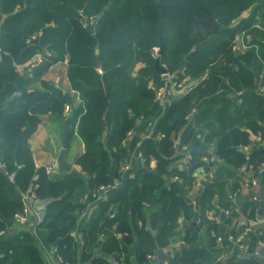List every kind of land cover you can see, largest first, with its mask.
Returning <instances> with one entry per match:
<instances>
[{
	"label": "trees",
	"instance_id": "obj_1",
	"mask_svg": "<svg viewBox=\"0 0 264 264\" xmlns=\"http://www.w3.org/2000/svg\"><path fill=\"white\" fill-rule=\"evenodd\" d=\"M259 1L0 0V264H46L50 249L68 264H132L128 246L135 235L143 264L157 255L156 240L165 249L179 238L185 247L160 264H211L200 228L212 234L219 224L208 212L231 211L227 185L238 192L242 166L264 164V147L251 154L242 149L251 133L264 139V11L235 24ZM238 34L249 48L236 53ZM160 38V65L177 83L185 76L197 83L169 104L156 140L149 134L164 113L156 99L164 79L153 54ZM39 53L43 60L31 67ZM66 60L81 98L73 107L64 90L44 78ZM25 64L31 70L21 74L17 68ZM28 73L43 89L29 90ZM48 113L69 126L68 147L75 135L83 139L85 151L76 159L81 171L56 175L36 166L30 141ZM137 149L141 165L114 186L112 165L121 167ZM187 153L189 160L179 163ZM6 171H15L14 182ZM200 174L198 227L188 225L183 234L180 218L189 222L196 213L190 193ZM28 189L49 201L43 220L35 232L13 233L25 208L21 191ZM88 196L97 206L80 225ZM258 207L257 201L245 204L249 217ZM248 237L250 247L264 241L259 231ZM231 263L263 264L253 257Z\"/></svg>",
	"mask_w": 264,
	"mask_h": 264
},
{
	"label": "crops",
	"instance_id": "obj_2",
	"mask_svg": "<svg viewBox=\"0 0 264 264\" xmlns=\"http://www.w3.org/2000/svg\"><path fill=\"white\" fill-rule=\"evenodd\" d=\"M263 11H264V0H260L252 7H250L248 10L244 11L240 19L236 21L235 24H238L241 21L247 19L252 14V12H255L257 14V17H260ZM3 55L4 53L2 51V53H0V61L2 60ZM42 57L44 58V56ZM142 65L143 64H139L137 68L141 67ZM17 69L21 74H24L26 70H31L28 64L20 65L18 66ZM28 75H30L29 90L43 89L39 78L34 77L30 73H28ZM262 75H264V70L262 72ZM44 78L50 80L55 86L62 88L64 92L70 96L71 101H69V103H71L72 107L74 105L81 104V98L79 92H77L72 88L71 82L67 76V60L64 62H57L56 64L51 66L48 69V71L45 73ZM163 79H164V86L160 88V91H162L163 93L164 113L158 120H156V124L152 128L149 134L150 137H153L156 140L160 138V136L157 134V125L162 119H164L167 116L169 110V104L173 100L181 97L191 85L197 83V80L190 81V78L186 76L182 79V82H179V84H176L174 80L171 78V76H168L166 78L163 76ZM68 112L69 111H66V114H68ZM194 112H196V109H194ZM66 128H67V123L64 119H58L57 117H54L49 113L43 114L41 116V122L38 125V128L35 131V133L32 135L30 141L31 149L37 167L39 168L47 167L53 161L57 160L60 150L63 146V139ZM250 138H251V144L242 148L248 154H251L254 147L256 146L264 147V139H262L259 134L251 133ZM84 151H85V143L83 139L80 136L75 135L71 140L70 145L66 152L67 160L73 164L72 170L81 171V167L76 163V159ZM139 153L140 152L138 149L132 153L131 155L132 167L130 170L122 172L121 167L118 168L116 164L112 165L111 176L114 186H121L128 178L129 174L134 169H136L141 165L142 158L139 156ZM184 162H185L184 158L179 161V163H184ZM216 163L217 165H219L222 162L217 159ZM155 164L156 161L153 160L152 166H155ZM214 173H215L214 170H211L209 174L210 176H214ZM55 174L59 175L62 173L58 171ZM239 175H240L239 187L237 189L238 192L236 197L234 196V191H232L231 184L227 185L226 187V193L228 195V198H230L231 201L233 202L234 208L231 211L226 210L225 212L223 211L222 213H226L227 217H231V222L229 224L225 223L221 219L222 213L220 215H215L213 211H210L208 212L207 215L209 218L215 219L219 224L218 232L214 231L212 234H210L206 231V228H200L203 245L210 250L213 257L211 264H232L231 262L234 261L235 259L238 261L240 258L254 256L253 252L255 251L259 243L253 247H250L249 239L246 237V234L244 235L245 227L250 226L252 228L251 232L259 231V234L260 233L264 234V164L258 166L257 168H254L250 163H247L244 166H242ZM253 178L256 180V183L252 182ZM204 180H205L204 175L200 174L198 176V183L194 186V188L190 193L195 203L196 213H198V217L200 213L199 188L202 186L201 182H203ZM248 201L259 202L258 212L255 217H249L250 211L248 212L245 209V204H247ZM86 202L89 209L88 211L82 214L79 221L80 225L86 223V221L93 213L95 207L97 206L98 201L96 200L94 202L88 196L86 198ZM261 208H263L262 213H260ZM192 222L193 219L190 220L189 222L188 221L186 222L184 216L180 218V230L182 231L183 234H186L187 232L186 227L188 225H193ZM198 223H199V219L197 221V224ZM32 227L33 226L31 220H27L25 222H21V224L18 226V229L14 227L12 229V232L17 233L18 231L25 229L29 231H34L33 230L34 228ZM219 236L222 237L221 241L218 240ZM212 237H214L213 240ZM241 245H243L244 248H241ZM184 247H185V242L181 240V238H179L176 241L172 242L164 250L181 252ZM128 248H129L128 251L130 253V260L132 264H143L139 260L138 238L136 235L134 236V242L130 243ZM157 255L149 256L150 262L148 264H155V262L157 261ZM260 257L264 259V251H263V255ZM45 261L46 264H59L58 258L54 256V252L51 249L46 250ZM80 264H90V263L86 262Z\"/></svg>",
	"mask_w": 264,
	"mask_h": 264
},
{
	"label": "built area",
	"instance_id": "obj_3",
	"mask_svg": "<svg viewBox=\"0 0 264 264\" xmlns=\"http://www.w3.org/2000/svg\"><path fill=\"white\" fill-rule=\"evenodd\" d=\"M97 20V16L96 17H93L90 21L86 22L84 24V26H90L93 22H95ZM0 28H1V20H0ZM249 48V45L247 44V42L245 41V38H244V35L243 34H238L235 38V41H234V45H233V50L236 52V53H239V52H243L245 50H247ZM0 53H2V48L0 46ZM153 54L154 56H159V48L156 47L154 50H153ZM43 54L39 53L38 55H36L35 58H33L29 64L31 67H34L36 66L37 64H39L42 60H43ZM169 76H171V78L174 80V82L176 84H179L177 83V76L176 74H172V73H169ZM156 99L157 100H160V101H163V93L162 91L158 90L156 92ZM71 109V106L70 104H67L66 107H65V111H69ZM185 149V148H184ZM139 156L141 157V154L139 153ZM190 158V155L187 153L186 156L184 157L185 159V162L187 160H189ZM213 159H215V156L214 158H211L209 159L210 161H213ZM208 160V159H207ZM131 158L127 161H125L124 163H122L121 165V170L122 172L123 171H127V170H130L132 165H131ZM0 168H4V165L2 163H0ZM47 171L49 173H52V174H55L56 172L59 171V167H58V163H57V160L53 161L50 165H48L47 167ZM6 174H7V177L9 178L10 181L14 182L15 181V178H16V173L15 171H12V172H8L6 171ZM252 182L253 183H256V180L253 178L252 179ZM102 189L105 191V187H102ZM21 196H22V199L25 203V208H24V211L22 213H17V218L19 220V222H25L27 220H31V223H32V228H34L32 232H35V229H36V226L43 220V210L41 209V205L44 204V202L40 201L37 194L33 191V190H25V191H21ZM234 196L236 197L237 196V192H234ZM228 212V211H227ZM251 227L250 226H247L245 227V230H244V235L246 234V237L249 239L248 235L250 234L251 232ZM218 240L221 241L222 240V237L219 236L218 237ZM241 248H244L243 245H241ZM263 251H264V241H260L257 248L255 249V251L253 252V255H256V256H262L263 255ZM58 258V262L59 264H68L66 262H64L62 260V258L60 257H57Z\"/></svg>",
	"mask_w": 264,
	"mask_h": 264
},
{
	"label": "water",
	"instance_id": "obj_4",
	"mask_svg": "<svg viewBox=\"0 0 264 264\" xmlns=\"http://www.w3.org/2000/svg\"><path fill=\"white\" fill-rule=\"evenodd\" d=\"M158 48H159V54H161L163 51L162 38L159 39V47ZM155 64H156V67L162 72V74L165 78L169 76L167 69L160 65V58L159 57L156 58ZM66 95H67L69 101H71L70 96L68 94H66ZM190 119H191V117H190ZM69 134H70V129H69V126L67 125L66 131L64 134V139H63V146H62L60 153L58 155V158H57V163H58L60 173L70 172L73 169V164L70 163L66 158V152H67L68 143H69ZM132 134H134V133H132ZM179 141H180V136L178 137V142ZM215 158H217V156H215ZM219 166H225L228 168H232V166L230 164L225 163V162L220 163ZM201 191H202V186L199 188V192H201ZM48 202L49 201L45 202L44 205H41L42 209H45V206L48 204ZM262 212H263V208L260 209V213H262ZM44 214H45V210H43V215ZM221 219L227 224H229L231 222V217H227L226 213L221 214ZM197 221H198V213H195L192 224L196 227H198ZM148 225H149V229L152 232L153 236H156L157 230L152 228L150 226L149 222H148ZM155 244H156V247L158 248L157 261L155 262V264H159L167 255H170L172 253L177 252V251H171V250L165 251L164 249H161L159 244H158V241H156ZM253 258H256V259H258L264 263V259L260 256L254 255Z\"/></svg>",
	"mask_w": 264,
	"mask_h": 264
}]
</instances>
